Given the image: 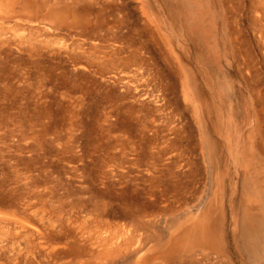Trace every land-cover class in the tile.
<instances>
[{
	"label": "rangeland",
	"instance_id": "rangeland-1",
	"mask_svg": "<svg viewBox=\"0 0 264 264\" xmlns=\"http://www.w3.org/2000/svg\"><path fill=\"white\" fill-rule=\"evenodd\" d=\"M263 191L264 0H0V264H127L99 239L145 255L184 217L226 239Z\"/></svg>",
	"mask_w": 264,
	"mask_h": 264
},
{
	"label": "bare ground",
	"instance_id": "bare-ground-1",
	"mask_svg": "<svg viewBox=\"0 0 264 264\" xmlns=\"http://www.w3.org/2000/svg\"><path fill=\"white\" fill-rule=\"evenodd\" d=\"M102 66H104V65H102ZM128 71H130V70H128ZM124 74H126V73H123V75ZM262 195H264V191L260 194H257L256 196L254 195V197L260 198V197H263ZM263 205H264V203H263ZM263 205L260 203L254 209L250 210L247 208V211L245 210L244 212H242V214L237 215L238 219L236 217V220L238 222L237 223L238 226L231 230V232L226 236V239H223V238H225V234H224L225 232L224 233L221 232L222 230H220V232L218 230V232H217L214 228H212L213 226L211 224L207 225L206 227H196L195 223H192L190 221V223H188V225H186V221L189 219V217H184L182 222H180L181 220L178 221V224L174 229V232H175L174 234L172 233L169 236L162 235L161 238H159V239L157 238V240L154 239L155 241H153V244L151 246V247H153V249L150 250V252L146 253L145 255H141V251L144 249L147 242H146V244L140 243L136 247H131L132 244L130 243V240L129 239L127 240L125 237L127 235V233L123 238H119L118 236H117L118 237L117 238L116 235H114L113 237H116V239L112 240V238L108 237L109 242L107 240H104V237H101L102 235L100 236V235L95 233L97 235L96 237L99 238V236H100L103 239H101V241L99 239V241L97 242L96 247L99 248V246H100V248H99V250H96L95 253H93V255L97 256V258L103 256L102 260H104V258H108V261H109L112 258H115V256L117 254L119 255V251H121V249L123 248V249L127 250L126 255L128 254V256H129L126 260L127 264H154L155 263L154 258L157 256H159L161 258H165L166 261L180 256V261H179L180 263L179 264H197V259L194 256L195 252H196V250H194L195 246L198 245L202 249H210V250H213L217 246H220L221 249H217V253L221 254L219 256H221L220 259H222V260L219 259L221 261V262L219 261L220 262L219 264H264V239L261 238L263 235L260 232L262 227H259L260 225L259 226L257 225V223L262 224L261 221L264 220ZM127 209H130V207L129 208L126 207V210ZM190 209H192V208H190ZM184 213L186 214V211ZM155 215H157V214H155ZM182 215H184V214H182ZM180 218H182V217H180ZM171 219L172 218H170L168 220L170 221ZM176 219H177V217H176ZM102 220H103V218H102ZM148 220H150V219H148ZM173 223H175V222H173ZM153 225H154V222H153ZM170 225H172V224H170ZM109 230H111V229H109ZM263 230H264V228H263ZM106 232H108V231H106ZM120 233H121V231H120ZM91 236H90V238H91ZM98 238H96V239H98ZM186 238H188L189 241L187 244L185 243V245H186L185 246L184 241L186 240ZM144 239H146V238L144 237ZM150 239H151V237H150ZM94 241L95 240H93L92 242H94ZM220 241H222L221 245H219ZM184 247L186 249H183ZM120 254H121V252H120ZM126 257H125V259H126ZM94 258H96V257H94ZM159 259H157V260H159ZM99 260H100V258H99ZM99 262H101V261H99Z\"/></svg>",
	"mask_w": 264,
	"mask_h": 264
}]
</instances>
